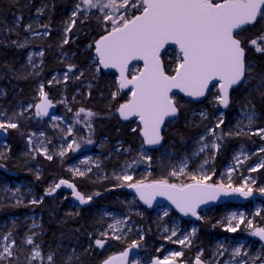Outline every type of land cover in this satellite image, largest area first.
I'll return each mask as SVG.
<instances>
[{"label":"trees","instance_id":"trees-1","mask_svg":"<svg viewBox=\"0 0 264 264\" xmlns=\"http://www.w3.org/2000/svg\"><path fill=\"white\" fill-rule=\"evenodd\" d=\"M77 4H81V0H0V91L3 93V97L0 96V115L8 122L15 121L18 124L17 128L6 130V148L0 147V166L10 171H22L23 175L27 173L29 178L23 179L27 180L32 187L34 196L42 200L31 206L26 204L15 206L5 200L0 203V222L8 218H18L19 226L23 216L32 210L34 214L40 216L41 223L40 235L36 241L42 243L45 251L53 252L56 255L55 259L61 252L65 254L74 249L78 250L74 251L76 253L74 256L77 255V264H102L103 260L109 256L119 255L128 249L133 241V237L124 241L106 240L105 249L93 250V247H96L95 240L101 238L100 229L103 221L100 210L106 206L113 210H123L124 207L119 201L130 195L133 196L132 193L125 191L127 187H124V183L116 179L120 167L128 162L132 165L135 174L137 171L149 169V174L144 173L137 176L138 180L145 182L170 177L165 176L160 169L166 159L157 155L158 150L149 151L151 153L149 162L139 157V149L143 146L140 125L136 121H123L118 116L117 109L120 104L130 98L129 92L119 89L114 74H106L101 69L98 74H95L92 70L90 62L95 57V42L106 34V26L101 20L90 17L83 21L75 20L71 31L63 33L64 27L70 21V12L76 8ZM81 7L83 8L82 4ZM136 14L139 13L136 12ZM38 27H44L47 36L32 38L38 31ZM261 33H264V23L259 20L254 26L240 32L239 38L252 39ZM65 39L68 43H64ZM21 44L24 46L20 47ZM31 48L43 53L41 65L34 72H31L27 65V53ZM247 52L246 65L254 62L253 73L256 80L259 81V77L264 79V52L256 59ZM165 57L164 55V68L166 73L171 75L175 65L174 62H167ZM70 66H72L73 73L69 72ZM65 71H68L70 75H81L80 84L75 88L79 92L78 95L75 96L72 90L66 91L69 103L72 105V112L67 114V117H74L81 108L85 109V112L91 111L94 114L91 121L94 143L106 141L103 147L105 154L115 150L118 142L123 143L124 149L129 151L127 155H122V152L118 154L113 152L109 160L103 159L97 171L103 172V176L95 178L97 172H94L84 178H75L61 164L64 163L62 158H58L55 162L53 160L47 162L42 158L32 160L30 156L23 154L24 138L34 122L33 120H22L18 106L34 103L38 97L40 84L49 92L52 75ZM134 73L137 74L138 71ZM250 87L244 89L240 87L231 92L229 105L226 110H223L226 119L232 117L237 111L236 96L240 98ZM114 93L115 98H113ZM47 96L50 98L49 93ZM246 99L253 104L257 114L264 117V90L258 89L247 95ZM174 101L178 108V117L166 125L163 132L162 149L170 150L175 159H180L193 152L196 137L207 127L214 126V123L196 115V109L206 105V100L202 103H193L177 96ZM58 111L60 112V109L56 110ZM225 126L226 124L222 123L219 128H215L216 132H222L218 150L212 157L211 168L215 170L216 179L223 167L230 162L239 144L237 138L224 133ZM69 156L65 160H68ZM258 175L259 183H264V168L258 172ZM4 179L14 181L22 178ZM60 180L73 184L76 191L85 196L93 197L97 193L117 191H112L109 195L81 207L72 201L73 190L67 185H61L51 195L46 194L47 190L54 187ZM168 181L171 180L168 179ZM142 207L146 210L144 212L147 216L144 219L138 217L135 219L148 229L147 239L143 244L149 248V253H152V249L158 243H163L162 238L159 237L162 223L153 217V211ZM222 208L226 207L211 206L201 222L197 224L196 241L201 243L205 249L212 239H224L229 236L222 231L223 225L219 224L224 214ZM12 232L17 233V229L14 228ZM55 263L59 262L56 260ZM9 264L29 263L27 257H24Z\"/></svg>","mask_w":264,"mask_h":264},{"label":"snow or ice","instance_id":"snow-or-ice-1","mask_svg":"<svg viewBox=\"0 0 264 264\" xmlns=\"http://www.w3.org/2000/svg\"><path fill=\"white\" fill-rule=\"evenodd\" d=\"M81 4L85 11L96 10L102 13L97 19L105 23L106 34L95 42L98 64L104 69H117L119 89H130V98L120 104L117 111L125 120L131 117L138 118L142 125L140 134L146 145H159L162 140L161 127L165 118L175 117L178 113L176 102L170 95L173 89H178L189 97H203L209 85L216 81L219 85L217 102L227 108L230 102L229 90L242 81L247 82L246 73H251L253 69V65L245 63L246 47H254L258 53L264 52V46H262L264 33L252 39L239 38L240 32L244 31L246 26H254L259 19H264V0H81ZM81 4L76 5L77 11L73 12V19L66 32L71 31L74 26L75 16L80 12ZM130 8L135 9L139 14L134 12L129 15ZM64 43H68L67 39ZM167 44L176 45L179 49L176 66L171 75L166 73L161 61V49ZM134 60L143 61V70L138 74H132L129 79L126 73L129 70V64ZM99 70L100 68H97V71ZM65 79H67V74H65ZM257 87H264V81H261ZM40 95L42 103L35 106L36 114L38 116L48 115L47 109L52 104L43 91V85L40 88ZM115 95L114 93L113 98ZM81 113H85L87 117L94 115L91 111L85 112L83 108L76 115L80 116ZM254 115L252 113L247 117L249 126L253 123ZM221 123H223L222 119L216 127L218 128ZM87 126L91 127L90 124ZM17 127L18 124L15 122H0L2 130ZM71 131L72 129L69 128V134ZM210 131L214 133V130ZM252 134L264 138V129H257ZM91 142V140L88 141V143ZM68 147L72 149L73 146L69 144ZM212 147L218 148L219 146L213 144ZM260 151L264 152V148ZM44 153L48 160L53 159L51 155H47L46 149ZM59 155L63 156L64 152L61 151ZM141 159L150 160L151 157L142 153ZM237 161L240 162L239 157ZM204 163L207 164L208 161L205 160ZM186 168L185 163L178 170L171 171L169 175L178 178L185 174ZM258 168H264V161H261L258 167H253L251 171H257ZM77 173L84 175L78 170ZM116 179L128 182L132 181L133 177L130 174H124L117 176ZM189 179L191 183L180 184L169 183L168 179L151 182L138 180L128 183L127 187L134 189L139 199L149 207L157 196H164L180 212L200 219L197 213L200 205L215 201L220 196L238 195L247 199L253 195L255 184V181L250 182L249 179H244L239 186H233L231 172H229L228 183H208L211 179V175L208 174H190ZM61 185L71 188L73 195L81 204H87L92 199V196H85L76 191L75 186L66 180H60L54 187H50L46 194L51 195ZM258 191L264 195V187L259 188ZM38 202L32 201L34 204ZM256 214L259 215V211ZM226 221L224 230L236 232L241 224L245 223L246 217L243 213L232 212L226 217ZM121 223L123 221L118 220L115 224L109 225V229L113 232V239H121L120 236L115 235ZM247 227L251 230V235L264 241V227L254 226L250 219L247 220ZM194 234L195 229L192 235ZM101 236L107 238L108 233L103 232ZM174 236L176 232L172 231L166 239L171 241ZM4 240L8 241L9 237L5 236ZM26 242L29 245L34 244L31 237ZM105 242V239H96L95 245L102 249ZM173 242L186 246L191 243L188 237ZM14 246V240L6 243L0 251V260L11 257ZM137 247L138 242L133 241L128 249L119 255L109 256L103 260L102 264H141L139 260L129 261L130 250ZM220 254L223 255V253ZM182 255V252L173 251L162 259H152L150 264H177V258ZM201 255L202 253L195 257L194 264H204ZM232 255L241 256V248H235ZM243 255L247 254L243 253ZM40 257L39 246L35 245L29 264ZM47 259L49 264H52L51 254ZM70 261L69 257L65 264H70ZM244 264H247V261Z\"/></svg>","mask_w":264,"mask_h":264},{"label":"rangeland","instance_id":"rangeland-1","mask_svg":"<svg viewBox=\"0 0 264 264\" xmlns=\"http://www.w3.org/2000/svg\"><path fill=\"white\" fill-rule=\"evenodd\" d=\"M75 11H77L76 8L70 12V21L63 29L64 34L67 33L66 29L71 23V20L73 19V12ZM134 12H136L135 9H129V15ZM100 15H102V13L97 12L96 10L85 11L81 7L80 12H78L75 16V20L83 21L90 17L97 18ZM16 20L18 21L19 19ZM259 20L264 23V19ZM101 22L104 26H106L102 20ZM44 29V27H38V31L32 38L47 36V32L44 31ZM262 46H264V44H262ZM246 52L253 56L254 59L259 57L262 53L256 52L255 48L251 46L246 47ZM41 53L42 51L33 48L28 50L27 65L30 67L31 72H34L36 68L41 65L43 56ZM165 56L167 62H174V65L176 66L178 57V51L176 49L168 50ZM62 57L66 58L65 55H62ZM90 65H92V70L95 74H98L99 71H97V68L100 67L98 60L95 57L93 61L90 62ZM251 65H253V69L255 70L254 62H252ZM253 69L251 73H246L247 82H244L241 86L242 89L251 87L247 89V91L240 98L236 96L237 111L232 117L226 119L222 106L217 102L216 98L219 94L218 87L211 90L209 96L205 99L206 105L199 106L198 109H196V115L203 120L211 121L214 123V126L207 127L199 136L196 137L193 145V152L190 155L183 156L180 159H175L171 151L168 149L161 148L157 151L158 156H162L166 159L160 169H162V173L165 174V176L170 177L167 178L171 180L169 183H191L192 181L189 179L190 174L211 175V179L208 183L212 184L218 182L228 183L229 172H231V182L233 186H239L244 179H249L250 182L255 181V184L253 185V196H259L261 197L260 199L250 201L244 206L240 205L236 207L222 208L224 214L222 219L219 221V224L223 225L222 231L226 232L229 236L224 239H212V242L207 243L209 248L207 253L201 243L196 241L197 225L192 222L183 221L172 209L166 206H161L153 210V217L159 223H162L159 231V237L162 238L163 243H158L155 248L152 249V253H149V248L143 244V242L147 239L149 231L145 226L141 225L137 219H135V217L144 219L147 216L146 212H144L146 210L140 205L134 196L130 195L119 201L121 206L124 207L123 210H113L107 206L100 210L101 220L103 221V226L100 229L101 233H108L107 238L100 235V239L124 241L133 237V241L138 242V251L132 256L131 261L139 260L141 264H150L152 259H162L164 256H167L173 251L183 253L182 256L177 258V260L186 258L187 260H191L192 263L195 261V257L202 253L201 259L204 264H238V262L239 264H244L245 261H247V264H264V247L254 240V236L250 234L251 230L247 227L248 219L252 220L254 226L256 227H264V195L260 194L258 191L259 188L264 187V183H259L260 178L258 175V172L262 168H258L257 171H251L253 167H258L259 163L264 161V152L260 151L261 148H264V138H261L260 135L252 134L256 132L257 129H264V117H261L260 114H257L254 111L251 112V107H249L251 104H249L250 102L246 99L247 95L258 89L257 84H260L261 81H264V79L263 77H259V81L256 80ZM139 70L140 66L133 67L129 71V77H131L130 74ZM69 72L73 73V71ZM69 72L65 71L53 74L50 79L49 86L51 90L49 92L46 91L43 86L44 93L47 95L49 93V99L54 104L55 109H60V112L58 111L57 115L45 121H40L35 118L34 108L41 98L40 88L42 84L39 86L38 97L34 103L18 106L20 118L22 120H33L34 122L33 127L24 138L23 145L25 148L23 154L30 156L32 160L42 158L47 162H51L52 160L55 162L58 158H62L64 163L61 164L67 172H71L75 178H84L94 172H97L102 165L103 159L109 160V158L112 157L113 152H116L117 154L122 152V155H127L129 151L128 149H124L123 143L118 142L115 145V150L105 154L106 152L103 151V147L104 142H107L103 140L97 144L94 143L91 127L87 126L89 124L91 125V121L94 116L87 117L82 113L80 116H77L76 113L72 118L67 117V114L72 112V105L69 103L66 91L69 89L74 91L75 96L78 95L79 92H77L75 88L80 84L81 78V75H70ZM65 74H67V79H65ZM249 74L251 76H249ZM255 81H257L256 84L254 83ZM84 87L89 88L87 85H84ZM0 96L3 97V93L1 91ZM252 113L255 115L253 123L249 126L247 117ZM221 119L223 120V123L226 124L224 127V133L226 135L231 134L233 138H237L239 144L237 145L230 162L223 167L219 177L216 179L215 170L211 168V165L212 157L215 155L218 148H213L212 145H218L220 140L222 132H216L215 128H217L216 125ZM2 121L5 122L7 119L0 115V122ZM220 125H222V123ZM69 128L72 129L71 134L68 132ZM210 130H214V133ZM89 140L92 142L88 143ZM29 141H31V143ZM69 144H72V149H69ZM76 145H79V147H76ZM1 148H6V146H2ZM201 148H203V151H201ZM45 149L47 150V155H51L53 159L48 160L46 158L44 153ZM61 151L64 152L63 156L59 155ZM142 153L151 157V153L147 151L144 146H141L139 149L138 155L140 158ZM67 156H69L68 160H65ZM237 157H239V163L237 161ZM144 160L149 162L151 159ZM205 160L208 161L207 164L204 163ZM185 163L187 164V168L184 175H181L178 178L169 175L171 171L178 170ZM201 165H203V168H201ZM77 170L79 172H83L84 175H79ZM148 170L149 169L146 168L141 172L137 171L135 174L133 172L132 165L126 162L120 167L116 176L124 174L132 175V181L123 182L124 187H127L128 183H134L135 180H138V175H142L144 173L149 174ZM99 176H103V172H97L95 174V178ZM5 200L15 206L22 204L31 206L34 204L32 203L33 200L39 202L42 201L34 196V191L28 184L27 180L22 178L21 180L10 181L4 179V177L0 175V203H3ZM258 211L260 213L259 215L256 214ZM232 212L243 213L246 217L245 223L241 224L240 228L236 232H228L224 230V224L227 222L226 217ZM165 213H167V215H165ZM206 213L207 212H205L202 217ZM17 220L18 218H8L0 222V251H2L3 246L6 243H9L12 240L15 241V246L12 249L13 255L0 260V264H9L12 261H17L18 259L24 257H27V262L29 263L35 245L39 246L41 257L32 260L31 264H49L47 257L50 254L53 256L52 264H57L55 263L56 260L59 262L58 264H65L69 257L71 258L70 264H77V255L74 256V254H72V250L65 254L61 252L55 259L56 255L53 252L45 251L42 248V243L36 241V238L40 235L39 230L41 228V223L40 216L34 215L32 210H30V212L28 211L23 216V219H21V225L18 226ZM118 220L123 221V223L119 225V231L115 232V235L121 237L119 240L112 238L113 232L109 229V225L115 224ZM14 228L17 229V233L12 232ZM193 229H195L194 235H192ZM172 231L176 232V236L172 237V240L170 241L166 239V237L170 236ZM236 233L237 239L231 236ZM5 236L9 237L8 241L4 240ZM29 237L33 239V245H29L26 242ZM185 237L190 239V245L186 246L173 242ZM237 247L241 248L242 252V255L238 257L232 255L234 249ZM94 249L99 248L96 246L93 247V250ZM220 253H223V255ZM243 253H246L247 255H243ZM151 255L153 257H151Z\"/></svg>","mask_w":264,"mask_h":264},{"label":"water","instance_id":"water-1","mask_svg":"<svg viewBox=\"0 0 264 264\" xmlns=\"http://www.w3.org/2000/svg\"><path fill=\"white\" fill-rule=\"evenodd\" d=\"M248 27H250V26H246V29H247ZM170 49H176V50L178 51V53H179L178 46H176V45H172V44H167V45H165L164 48L161 49V61H162L163 66H164V63H163V56H164V54H165L168 50H170ZM94 54H95L96 59L98 60L97 55H96V52H94ZM245 63H246V55H245ZM134 66H140V71H142V70H143V61H138V60H134V61H132V62L129 64V66H128V69H129L128 72H129ZM99 67H100V69H101L104 73H106V74H114V75L116 76V78H117V80H118V84H119V72H118L117 69H111V68H109V69H104V68H102V66H100V65H99ZM128 72L126 73L127 76H128ZM128 78H129V77H128ZM129 79H130V78H129ZM243 83H244V82L242 81L239 85L233 86V88L229 90V98H230V94H231V92L234 91V90H236V89H238V88H240V87L242 86ZM213 84H215V87H218V90H219V85H218V83H217L216 81H213V82L209 85V89L206 91V93H205V95H204L203 97H189V96L185 95L184 93L180 92L178 89H173V91H172V93H170V95L173 96V99H174L176 96H179V97L184 98L186 101H190V102H193V103H202V102L205 101V99L209 96L211 90H212L213 88H215V87H213ZM123 90L128 91L129 94L131 95V93H130V89H127V88H126V89H123ZM47 98H48V96H47ZM48 100L51 101L49 98H48ZM41 103H42V98H40L39 102H38L36 105L41 104ZM51 104H52V106L49 107V108L47 109V111H48V115H40V116H38V115L36 114L37 109H36V107H35V108H34V112H35L36 118H37V119H41V120L44 121V120L50 119L51 117L57 115V112H56V110H55V107H54V104L52 103V101H51ZM221 106H222V105H221ZM222 109H223V110H226L227 108H225L224 106H222ZM118 116H119L123 121H126V122L136 121V122L140 125L139 120H138V118H136V117H131V118H129L128 120H125V119H123V118L119 115V113H118ZM177 117H178V113H177V115H176L175 117H167V118H165L164 124H163L162 127H161V136H162L161 143H160L159 145H154V146L146 145V144L143 143L144 148H145L147 151H154V150H159V149L162 148V146H163V132H164V129H165L166 125H167L169 122L176 120ZM141 127H142V125H140V128H141ZM140 137H141V141L143 142V137H142L141 134H140ZM6 138H7V137H6V131L0 129V143H5V142H6ZM0 172L3 173V174H12V173H10L8 170H6V169H5L4 167H2V166H0ZM112 191H117V190H110V191H108V192L99 193V195H96V194H95V195L92 197L91 201H89L87 204H81L80 201L77 200L76 197H75L74 195L72 196V201H73L74 203L78 204V205L81 206V207H82V206H85V205L87 206V205H89L92 201L97 200V199H99V198H102V197H104V196H106V195H109ZM125 191H128V192L132 193L133 196L138 200V202H139L142 206H144L147 210H149V211H153V210H155V209H157V208H159V207H161V206H166V207L172 209L175 213H177V215H178L182 220H185V221H188V222H192V223H194V224H198V223L201 222V218H200V219H197V217L192 216L191 214H189V215H185L184 213L180 212L179 209H177V208L175 207V205L172 204V202H171L170 200H168V199H167L166 197H164V196H157V197L155 198V200L152 202L151 207H149L147 204H145L142 200L139 199V196L135 193L134 189H131V188L128 187V188L125 189ZM260 198H261V197H259V196H253V195H252L251 197L247 198V199H245V198H243V197H240V196H238V195H234V196H220V197H219L217 200H215V201H208L206 204H202V205H200L199 208L197 209V213H198V215L201 217V216H202V215H203V214H204V213H205V212H206L211 206H213V205H217V204H219V203H226V204H232V205H233V204H242V203H244V202L255 201V200H258V199H260ZM263 199H264V198H263ZM254 240H255L257 243L261 244V245L264 247V241L260 240L259 237L254 236ZM137 251H138V247L135 248V249H131V250H130L129 261H130L131 257H132ZM177 264H179V263H177Z\"/></svg>","mask_w":264,"mask_h":264},{"label":"flooded vegetation","instance_id":"flooded-vegetation-1","mask_svg":"<svg viewBox=\"0 0 264 264\" xmlns=\"http://www.w3.org/2000/svg\"><path fill=\"white\" fill-rule=\"evenodd\" d=\"M259 21V20H258ZM250 64H252V63H250ZM257 85H259V84H257ZM258 89L259 90H264L263 89V87H258ZM257 89V90H258ZM256 91V90H255ZM249 104H251V108H252V110L254 111V112H256L257 113V111H256V109H255V107L253 106V104L252 103H249ZM35 117H36V115H35ZM37 119V118H36ZM6 131V130H5ZM6 135H7V132H6ZM6 145V143H0V147L1 146H5ZM7 170V169H6ZM10 173H12V174H1L0 173V175L2 176V177H4V178H29V175L26 173V175H23V172L21 171V172H16V171H10V170H8ZM247 203H249V202H244V203H242V204H226V203H219V204H217L218 205V207H220V206H223V207H236V206H240V205H242V206H244V205H246ZM236 236L234 237V238H236L237 239V233L235 234ZM38 238V237H37ZM77 242V241H76ZM107 247V243L105 242V246H104V248H102V249H105ZM73 248V247H72ZM99 249H101V248H99ZM206 250V252L208 253V250H209V248L207 247V249H205ZM75 250L73 249L72 250V254H75V252H74ZM62 253H64V252H62ZM131 259H132V257H131ZM131 259H130V261H131ZM177 263H179V264H194V262L192 263L190 260H186V259H179V260H177Z\"/></svg>","mask_w":264,"mask_h":264},{"label":"bare ground","instance_id":"bare-ground-1","mask_svg":"<svg viewBox=\"0 0 264 264\" xmlns=\"http://www.w3.org/2000/svg\"><path fill=\"white\" fill-rule=\"evenodd\" d=\"M96 201V200H95Z\"/></svg>","mask_w":264,"mask_h":264}]
</instances>
